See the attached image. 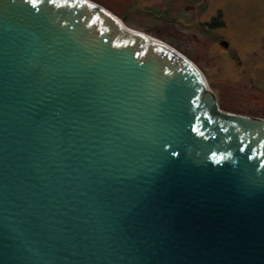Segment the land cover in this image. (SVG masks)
<instances>
[{"label": "water", "instance_id": "obj_1", "mask_svg": "<svg viewBox=\"0 0 264 264\" xmlns=\"http://www.w3.org/2000/svg\"><path fill=\"white\" fill-rule=\"evenodd\" d=\"M218 105L91 1L0 0V264H264V119Z\"/></svg>", "mask_w": 264, "mask_h": 264}, {"label": "rangeland", "instance_id": "obj_2", "mask_svg": "<svg viewBox=\"0 0 264 264\" xmlns=\"http://www.w3.org/2000/svg\"><path fill=\"white\" fill-rule=\"evenodd\" d=\"M88 1L128 29L181 53L203 75L221 111L264 119V16L260 15L263 27L258 28L252 27L257 22L237 14L238 9L264 7L259 0H220L227 12L223 27L213 25L220 21H212L210 11L201 13L195 0ZM198 1L211 7L212 0ZM220 40L228 43L227 48L220 46Z\"/></svg>", "mask_w": 264, "mask_h": 264}, {"label": "flooded vegetation", "instance_id": "obj_3", "mask_svg": "<svg viewBox=\"0 0 264 264\" xmlns=\"http://www.w3.org/2000/svg\"><path fill=\"white\" fill-rule=\"evenodd\" d=\"M195 2L197 3L198 8L200 9L201 13L204 11H210L214 15V17L212 18V21H216V20L220 21V22H216L213 25H216V27H223V25L226 26V23L221 21V20H222V17H224L227 12H226L225 8H222L221 4L219 3L220 0H212V2H210L211 7L202 6L203 1L195 0ZM259 2L264 4V0H259ZM205 5H207V3ZM237 14H239L241 16H247L248 20H252L253 22L254 21L257 22V23H253L252 27H258V28L263 27V25H262L263 23H259L258 20H259L260 15L264 16V7L253 8V9L249 8L248 10H247V8L238 9ZM209 23H207V24L210 26ZM211 26H212V24H211ZM251 38H254V39L256 38L254 33L252 34ZM223 42L227 43L224 40H220V42H219L220 46H221V43H223ZM224 48H227V47H224ZM217 104H218V100H217ZM218 107H219V105H218Z\"/></svg>", "mask_w": 264, "mask_h": 264}, {"label": "snow or ice", "instance_id": "obj_4", "mask_svg": "<svg viewBox=\"0 0 264 264\" xmlns=\"http://www.w3.org/2000/svg\"><path fill=\"white\" fill-rule=\"evenodd\" d=\"M31 2H32V3H35V0H31ZM173 154H175V153H173Z\"/></svg>", "mask_w": 264, "mask_h": 264}]
</instances>
